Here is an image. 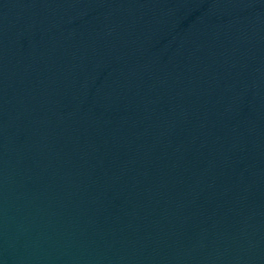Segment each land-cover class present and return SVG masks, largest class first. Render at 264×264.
I'll list each match as a JSON object with an SVG mask.
<instances>
[{
    "label": "water",
    "instance_id": "water-1",
    "mask_svg": "<svg viewBox=\"0 0 264 264\" xmlns=\"http://www.w3.org/2000/svg\"><path fill=\"white\" fill-rule=\"evenodd\" d=\"M0 264H264V0H0Z\"/></svg>",
    "mask_w": 264,
    "mask_h": 264
}]
</instances>
